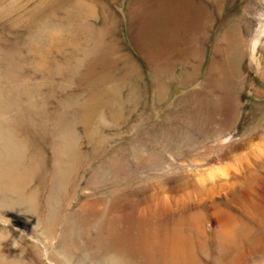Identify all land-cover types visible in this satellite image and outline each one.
Listing matches in <instances>:
<instances>
[{"label":"rangeland","instance_id":"1","mask_svg":"<svg viewBox=\"0 0 264 264\" xmlns=\"http://www.w3.org/2000/svg\"><path fill=\"white\" fill-rule=\"evenodd\" d=\"M261 31L264 0H0V142L18 148H0L17 189L0 186V259L264 264ZM62 130L73 159L53 181ZM222 161L230 180L194 184Z\"/></svg>","mask_w":264,"mask_h":264},{"label":"bare ground","instance_id":"2","mask_svg":"<svg viewBox=\"0 0 264 264\" xmlns=\"http://www.w3.org/2000/svg\"><path fill=\"white\" fill-rule=\"evenodd\" d=\"M261 27V26H260ZM260 31V30H259ZM225 37H226V34L223 36V39H221V41L225 44V43H227V40H225ZM223 50V49H222ZM235 50H236V52H238V50L235 48ZM233 56H234V53H233ZM225 57V56H224ZM227 62V61H226ZM222 78H223V81H225L226 83H230L231 85H234V83L237 81H239L238 80V77H237V75L235 74V76H230V77H227V74L226 73H228V70L226 69V68H224L222 71ZM229 72H231L230 71V69H229ZM262 75V74H261ZM262 79L261 80H264V74L262 75ZM236 82V83H237ZM92 100V99H91ZM66 130L64 131V130H62L61 131V138H60V141H58V143L55 145V153H56V155H57V158H58V160L57 161H59L60 162V166H61V169H58V168H56V170L58 169V174L59 175H56V177L55 178H57V180L56 179H53V181H62L64 178H65V176H64V172L62 171V170H69L70 168L69 167H67V165H66V163H69L70 164V162H72V159H73V157H71V158H69V149H70V147H68L69 146V141H68V139L67 138H65L64 137V135H66ZM64 138V139H63ZM3 142L4 141H1L0 142V148H1V150H2V152H4L3 150H4V146H6V151L8 150V153H12L13 152V150H12V148L13 149H15V151H16V153L18 154V148H17V146H16V144L15 143H10V144H3ZM69 148V149H68ZM262 148V147H261ZM260 148L259 147H257L256 149H254V151H253V153H255V152H257L258 150H259ZM65 151H67V153L65 152ZM249 152V151H248ZM53 153V152H52ZM247 153V152H246ZM259 152H257V154H258ZM74 154H77V153H74ZM245 154V153H244ZM78 155V154H77ZM245 156H246V154H245ZM246 165V164H245ZM32 167H33V163H32ZM22 168H23V173H24V175H27V173L29 174V175H31L32 174V171L28 168V167H25L24 165L22 166ZM5 168L2 166V163H1V160H0V171H2V170H4ZM27 173H26V172ZM55 171V170H54ZM54 174V173H53ZM52 174V175H53ZM54 177V176H53ZM0 180H5L4 179V177L3 176H1V179ZM7 181H9V179H8V176H7V174H6V186L5 185H3V184H0V186H2V189L3 188H5V190H3V192H2V194L4 193V195H6V193H8V192H15L17 189L16 188H13V187H8L7 186ZM227 182V181H226ZM216 185V184H215ZM27 186H28V184H27ZM103 186V185H102ZM219 186V185H218ZM212 187V186H211ZM211 187H209V188H207V189H203V191H205L206 193H208L209 191H211ZM214 187V186H213ZM6 188H7V190H6ZM2 189H1V191H2ZM26 189V188H25ZM33 193L34 192H29V193H27V194H21V198L20 197H17V200H15V202L22 208V210H28V208L30 207V205H31V202H30V199L32 198V195H33ZM157 195V194H156ZM34 198V197H33ZM32 198V199H33ZM26 201H28V203H26ZM30 202V203H29ZM172 202V201H171ZM165 203V202H164ZM173 203V202H172ZM33 204V203H32ZM91 205V204H90ZM157 205L159 206V207H162L163 206V204H159V201L157 202ZM168 205V204H167ZM93 206V205H92ZM91 206V207H92ZM19 207V208H20ZM32 207V206H31ZM30 207V208H31ZM20 208V209H21ZM23 212V211H22ZM143 215V214H142ZM157 238V237H156ZM159 239V238H158ZM174 239V238H173ZM177 241V240H176ZM149 242V241H148ZM151 242V241H150ZM139 247V246H138ZM137 248V247H136ZM143 248V247H142ZM157 248V247H156ZM106 249V248H105ZM110 249V248H109ZM115 249V248H114ZM116 249H118V248H116ZM115 249V250H116ZM133 249V248H132ZM154 249V248H153ZM127 250V249H126ZM155 251V250H154ZM110 252H111V250H110ZM112 252H113V254L112 255H110L111 253H109V254H107V256H108V258L109 259H107L108 261H110L111 262V260L112 261H114V263L115 264H125V260H123V259H121L120 258V261H118V254H116V252L115 251H113L112 250ZM130 252V251H129ZM144 252V251H143ZM160 252V251H159ZM126 253H128V252H126ZM121 254V253H120ZM136 254H138V253H136V251H135V257H137L136 256ZM124 255V254H123ZM122 255V256H123ZM142 255V254H141ZM160 255V254H159ZM158 255V256H159ZM162 255V254H161ZM179 255V254H178ZM87 256V255H86ZM86 256H84V258L86 257ZM106 256V255H105ZM140 256V255H139ZM146 256V255H145ZM153 256V255H152ZM121 257V256H120ZM129 257V256H128ZM134 257V258H135ZM142 257H144V256H142ZM168 257V256H167ZM159 258V257H158ZM89 259H91V258H89ZM94 259V258H93ZM105 259V258H104ZM127 259V258H126ZM139 259V258H138ZM152 259H153V257L152 258H150V255H147L146 256V262H148L149 264L150 263H152L153 261H152ZM106 260V259H105ZM106 260V261H107ZM140 260V259H139ZM156 260V259H155ZM158 260V259H157ZM103 261V260H102ZM134 261H136V260H134ZM100 262V261H99ZM140 262V261H139ZM105 263V262H104ZM111 263H113V262H111ZM134 263V262H133ZM155 263V262H154ZM159 263V262H158ZM4 264H6V261H4ZM9 264V263H8ZM132 264V263H131ZM137 264V263H136ZM140 264H141V262H140ZM147 264V263H146Z\"/></svg>","mask_w":264,"mask_h":264},{"label":"clouds","instance_id":"3","mask_svg":"<svg viewBox=\"0 0 264 264\" xmlns=\"http://www.w3.org/2000/svg\"><path fill=\"white\" fill-rule=\"evenodd\" d=\"M261 48H264V31L259 33L254 32L253 36L250 37L248 62L257 74L264 73V55L260 53ZM224 142L227 143V140ZM235 170L233 164L222 161L203 168H196L191 175L196 186L201 189H207L219 182L230 180L231 175ZM5 221L7 222V225L11 223L9 219L0 215V222ZM0 264H4L2 259H0Z\"/></svg>","mask_w":264,"mask_h":264}]
</instances>
